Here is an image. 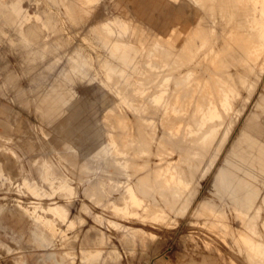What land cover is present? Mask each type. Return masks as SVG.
Instances as JSON below:
<instances>
[{"label":"rangeland","instance_id":"374dc122","mask_svg":"<svg viewBox=\"0 0 264 264\" xmlns=\"http://www.w3.org/2000/svg\"><path fill=\"white\" fill-rule=\"evenodd\" d=\"M160 1L0 0V264H255L242 253L245 246L238 231L256 225L252 229L264 240V54L257 57L258 66L251 68L244 51L238 48L241 53H237L225 44L231 40L239 43L233 39L236 27L251 30V16L242 17L250 12L245 11L250 5L247 0L241 4L238 0ZM187 6L200 11L197 14L192 7V25L187 21L183 30L175 22L172 37L163 46L155 45L152 39L172 27L170 20L175 21L179 9ZM239 7L245 8L242 13ZM159 8L157 19L154 15ZM111 14L130 22L127 33L105 29ZM183 43L192 44L191 49ZM207 46L209 56L201 61ZM212 49L218 55L215 61L209 58ZM186 51L190 55L198 51L200 58L194 64L179 65L176 60ZM176 54L181 55L176 59ZM168 58L167 65L163 62ZM211 67L223 73L224 83L233 93L232 108L216 131L203 138V147L193 145L188 151L184 146H163L162 119L170 114L163 115V109L152 114L154 104L145 99V88L166 74L180 75L187 69L196 70L201 84L213 85ZM171 82L169 88H174ZM206 86L201 91L185 85L175 89H180V98L187 102L196 101L194 95L204 96ZM213 88L217 90V86ZM139 127L143 132L137 133ZM139 133L140 137L144 133L143 138L139 139ZM184 133L180 139L190 143V139L202 140L204 132ZM122 136L131 138L130 145ZM149 141L160 154L147 148ZM155 158L159 162L152 160ZM165 158L173 160L170 166L182 171L183 180L187 177V185L170 186V192L176 190L172 194L161 188V182L147 178L155 168L170 163ZM132 159L136 163L131 166ZM142 162L149 167L141 166ZM141 188H145L143 192ZM174 195L180 198L176 202ZM170 197L175 205L170 204ZM155 201L159 203L155 205ZM231 213L238 218L247 213L246 222L239 223ZM232 232L238 233H233L234 241L228 235Z\"/></svg>","mask_w":264,"mask_h":264},{"label":"bare ground","instance_id":"6f19581e","mask_svg":"<svg viewBox=\"0 0 264 264\" xmlns=\"http://www.w3.org/2000/svg\"><path fill=\"white\" fill-rule=\"evenodd\" d=\"M80 1V0H79ZM83 1V0H82ZM89 1V0H88ZM129 1V0H128ZM188 1H190V0H188ZM193 1V0H192ZM195 1H199L200 2V0H195ZM203 1V0H202ZM237 1V0H236ZM243 0H238V2H237V4H241V2H242ZM94 2V1H93ZM169 2H170V0H169ZM191 2V1H190ZM206 2V1H205ZM221 2H224V0L223 1H221ZM245 2V1H244ZM247 2L249 3V5L250 6H248V7H250L249 9L250 10H247V9H245L246 7H247V4L245 5L244 4V6H245V8L244 7H239V9L241 8V13H242V10L243 9H245V11L247 12V11H250V12H248V14L247 13H243V14H245V15H243L242 17H244V16H248V18H249V16H251L250 17V22H251V25H250V28H251V30L248 28L249 26V23H248V25H247V27L245 28V30L248 28V30H250V31H244L243 32V30H239V29H237V27L234 29L235 31H233V32H235L234 34L235 35H237L238 37H239V40H238V37L237 36H234L233 37V39L234 38H236V40L235 41H238L239 43H235L233 40H231V41H233V42H231V41H227V43H225L227 46L229 45V46H233L234 48H236V50L235 51H237V53L239 52V53H241V52H243L244 51V53H245V55H244V53H242L241 55H244V60H245V58L246 59H248V63H249V65L248 66H250L251 68L252 67H255V66H258V64H257V57L258 56H262L261 54H264V21L262 20V18H264V0H247ZM247 2H245V3H247ZM70 3V2H69ZM202 3H204V2H202ZM209 3V2H208ZM225 3V2H224ZM233 3V2H232ZM243 3V2H242ZM82 4V3H81ZM193 4V3H192ZM198 4V3H197ZM88 5V4H87ZM115 5H116V1H115ZM179 5V4H178ZM223 5V4H222ZM232 5V4H231ZM236 5V4H235ZM243 5V4H242ZM78 6V5H77ZM117 6V5H116ZM115 6V7H116ZM162 6V5H161ZM191 6V5H190ZM195 6V5H194ZM197 6H199V5H197ZM205 6V5H204ZM210 6V5H209ZM214 6V5H213ZM96 7V6H95ZM117 7H119V6H117ZM158 7V6H157ZM193 7V6H192ZM192 7H186V8H180L179 9V16L177 17V18H175L176 20H175V22H176V27H182V26H185L184 24L187 22V21H190L191 20V17L193 16V9H194V7H193V9H192ZM222 8H224L223 6H221ZM230 7V6H229ZM232 7V6H231ZM237 6H235V8H236ZM199 8H200V6H199ZM202 8V7H201ZM210 8H212V7H210ZM243 8V9H242ZM80 9V8H79ZM78 9V10H79ZM87 9H89V8H87ZM86 9V10H87ZM115 9V8H114ZM195 9H197L198 10V8H196L195 7ZM194 9V10H195ZM237 9V8H236ZM85 10V9H84ZM90 10V9H89ZM93 10V9H92ZM98 10V9H97ZM116 10V9H115ZM210 10H212V9H210ZM219 10V9H218ZM223 10V9H222ZM234 10V9H233ZM121 11H123V10H121ZM162 11V10H161ZM204 11V10H203ZM237 11H238V9H237ZM236 11V12H237ZM90 12H92L91 10H90ZM94 12V11H93ZM135 12H137V11H135ZM147 12V11H146ZM195 12V11H194ZM198 12H200L199 10L196 12L197 14H199ZM239 13H240V11H238ZM237 12V13H238ZM252 12V14H249V13H251ZM79 13V12H78ZM120 13V12H119ZM118 13V14H119ZM134 13V12H133ZM210 13V12H209ZM208 13V14H209ZM239 13L237 14V15H239ZM85 14V13H84ZM197 14L195 15V16H197ZM219 14V13H218ZM236 14V13H235ZM79 15H81V14H79ZM108 15V14H107ZM110 15V14H109ZM117 15V14H116ZM114 15V17H113V15L111 14V19H110V21L108 20V22L106 23V27H105V29L106 28H108V30L110 31V32H113V33H116V34H124V33H127L128 31H129V28H130V22L129 21H126V20H124V19H121L120 18V16L119 15ZM201 15V14H200ZM200 15L198 16V17H200ZM211 15V14H210ZM242 15V14H241ZM241 15H239V16H241ZM83 17V16H82ZM139 17V16H138ZM234 17H236V16H234ZM241 17V18H242ZM246 17H244V19L246 18ZM107 18V17H106ZM132 18V17H131ZM149 18V17H148ZM193 18V17H192ZM200 18H202V17H200ZM199 18V19H200ZM209 18V17H208ZM211 18V17H210ZM158 19V18H157ZM197 19V18H196ZM247 19V18H246ZM107 20V19H106ZM132 20V19H131ZM215 20V19H214ZM239 20H241V19H239ZM239 20L236 22V23H239ZM138 21V20H137ZM193 21V20H192ZM194 21H195V18H194ZM193 21V22H194ZM245 21H247V20H245ZM244 21V22H245ZM248 21V22H249ZM191 22V21H190ZM199 22H200V20H199ZM195 23V22H194ZM213 23V22H212ZM241 23L242 22H240L239 24H240V26H242L241 25ZM188 24V23H187ZM245 23H243V26L245 27V25H244ZM104 25V24H103ZM175 25V24H174ZM174 25H172V27H168V30L166 31V32H164V33H161V34H159V35H157V37H156V39H154V40H156V41H154L153 39H152V41L153 42H156V44L155 43H153V45L155 44V45H157V46H163V42L166 40V39H168V38H170V37H172L171 36V34L172 33H174V30H175V27H173ZM188 25H190V24H188ZM191 25H192V22H191ZM204 25V24H203ZM235 25H233V27H234ZM101 27V26H100ZM142 27H144V26H142ZM186 27V26H185ZM197 27V26H196ZM196 27H194V28H196ZM205 27V26H204ZM243 27V28H244ZM184 27H182V29H183ZM201 28V27H200ZM226 28V27H225ZM238 28H240V29H242L241 27H238ZM187 29V28H186ZM213 29V28H212ZM221 29V28H220ZM183 30H185V28L183 29ZM188 31H190V29H187ZM192 32H195L194 30H191ZM198 31V30H197ZM151 32V31H150ZM199 32V31H198ZM212 32V31H211ZM218 32V31H217ZM107 33V32H106ZM159 33V32H158ZM182 33V32H181ZM183 33H184V35H185V31H183ZM204 33H206V32H204ZM150 34V33H149ZM186 34H188V33H186ZM198 33L197 32H195V36L197 35ZM202 34H203V32H202ZM207 34V33H206ZM128 35V34H127ZM146 35V34H145ZM179 36H180V34H178ZM183 35V34H182ZM191 35V34H190ZM199 35V34H198ZM205 35V34H204ZM150 35H148V37H149ZM187 36V35H186ZM186 36H185V38H183V39H185V40H187V38H186ZM144 37V36H143ZM177 37V36H176ZM192 38H195L194 36H191ZM190 37V38H191ZM198 37H200V36H198ZM204 37V36H203ZM202 38V37H201ZM142 39V38H141ZM175 39V38H174ZM198 39V38H197ZM196 39V40H197ZM223 39V38H222ZM221 39V40H222ZM140 40V39H139ZM145 40H146V37H145ZM171 40H172V38H171ZM185 40H183V41H185ZM193 40V39H192ZM208 40H209V38H208ZM215 39H213V41H214ZM218 40V39H217ZM168 41V40H167ZM167 41H165V42H167ZM177 41H179V39H177ZM199 41V40H198ZM206 41V40H205ZM223 42H225L224 40H222ZM119 42H124V41H119ZM145 42V41H144ZM150 42V41H149ZM180 42H181V40H180ZM193 42V41H192ZM192 42H190V43H192ZM185 43V42H184ZM183 43V44H184ZM194 43V42H193ZM206 43V42H205ZM210 43H212V42H210ZM216 43V42H215ZM125 44V43H124ZM150 44H152V42H150ZM169 44V43H168ZM167 44V45H168ZM171 44V43H170ZM178 44H180V43H178ZM194 44H196V43H194ZM198 44H200V42L198 43ZM214 44V43H213ZM221 44V43H220ZM223 44V43H222ZM235 44L237 45V46H235ZM240 44H242V46L240 45ZM143 45V44H142ZM174 45V44H173ZM185 45L186 44H184V47H185ZM188 45V44H187ZM186 45V46H187ZM191 45V47H192V44H190ZM201 45V44H200ZM199 45V46H200ZM204 44L202 43V49L204 50V46H203ZM210 45V44H209ZM124 46V45H123ZM140 46V45H139ZM151 46V45H150ZM169 46V45H168ZM179 46H181V45H179ZM197 46V45H196ZM199 46L197 47V48H195V49H197V50H199ZM206 46V45H205ZM214 46V45H213ZM212 46V47H213ZM220 46V45H219ZM225 46V45H224ZM171 49H173V47H172V44H171ZM177 47H178V45H177ZM182 47V49H183V45L181 46ZM188 47V46H187ZM191 47H188V48H190L191 49ZM193 47H195V46H193ZM208 47H210V46H207L206 48H208ZM211 47V48H212ZM216 47V46H215ZM218 47V46H217ZM150 48H152V47H150ZM179 48V47H178ZM214 48V47H213ZM220 48V47H219ZM241 49L242 51L240 52V51H238L239 49ZM147 49H148V46H147ZM157 49V48H156ZM163 49H164V47H163ZM162 49V51H165V53H166V49L167 48H165V50H163ZM169 50H170V48H168ZM175 49H176V47H175ZM201 49V48H200ZM218 49V48H217ZM222 49V48H221ZM232 50H229V51H233V48H231ZM238 49V50H237ZM149 50H152V51H154L153 49H149ZM158 50V49H157ZM174 50V49H173ZM176 50H179V49H176ZM187 50V49H186ZM206 50V49H205ZM209 50H211V49H207L206 51H204L205 53L203 54V55H201V58L199 57L200 55L199 54H197V52H196V54H194L193 53V55H190L189 53H187L188 51H195L194 49L193 50H188V51H186L185 53H183V55H181V54H176L175 55V57H176V59H177V57L179 56V55H181V57H178L179 58V60H176V63H178L179 65H185V64H188V63H193L194 64V62H196V59L197 58H200V60L201 61H205L206 59H207V57L209 56ZM214 49H212V52H213V54H212V56L211 57H209L210 58V60H212V61H215V59L218 57V55L213 51ZM226 50H227V48H226ZM159 51H160V48H159ZM162 51H161V54H162ZM168 51V50H167ZM181 51V50H180ZM178 52V53H182V51L181 52ZM185 51V50H184ZM171 52H173L172 50H170V53ZM234 52V51H233ZM232 52V53H233ZM168 53V52H167ZM199 53H201V52H199ZM217 53H219L218 51H217ZM225 53H226V51H225ZM231 53V52H230ZM231 53V54H232ZM234 53H236V52H234ZM233 53V54H234ZM236 53V54H237ZM147 54V53H146ZM149 54V53H148ZM160 54V53H159ZM172 54V53H171ZM219 54H221V53H219ZM167 55V54H166ZM173 55V54H172ZM178 55V56H177ZM223 55H225V54H223ZM239 56H240V54H238ZM238 55H236L237 56V58H238ZM152 56V55H151ZM154 56H155V54H154ZM157 56V55H156ZM220 56V55H219ZM230 57L232 56V55H229ZM164 57H166V56H164ZM163 57V58H164ZM243 57V56H242ZM160 58V57H159ZM175 58H173V60H174ZM232 59H235V58H232ZM232 59H231V61H232ZM157 60V59H156ZM166 60V61H165ZM167 60H169V58L168 59H164V62L163 63H165V62H167ZM219 60V59H218ZM148 61V60H147ZM162 61V60H161ZM198 61H199V59H198ZM151 62V61H150ZM156 62V61H155ZM158 62V61H157ZM173 62V64H174V62L175 61H172ZM263 63L262 64H264V55H263V61H262ZM154 63V62H153ZM229 63V62H228ZM232 64H233V62H231ZM151 64V63H150ZM167 65H168V62L166 63ZM178 64H176V65H178ZM215 65V67H216V63H214ZM225 64V63H224ZM158 65H161V64H158ZM166 65V66H167ZM170 65H171V62H170ZM175 65V64H174ZM218 65V64H217ZM155 66V68H156V66H157V64L155 65H153V67ZM230 66V65H229ZM235 66V65H234ZM233 66V67H234ZM237 66V65H236ZM262 66V65H261ZM260 66V67H261ZM149 67H152V65L151 66H149ZM158 67V66H157ZM161 67V66H160ZM168 67V66H167ZM213 67V66H212ZM210 68V69H212L211 70V72L213 73V75L212 74H210V77L212 76H214L215 75V77H213V78H215V80H212L211 79V81H214L213 82V85H215V86H217V90L215 91L214 90V88H213V85L211 86V85H209V83L207 84L208 86H206L205 84V82H204V85L206 86V87H209L206 91H204V96L202 95H200L199 96V94H198V96H195L194 95V93H192L193 95H194V97L195 98H192V99H195L196 101H194V100H189V101H187V102H184L183 101V97L182 98H180V96L181 95H179V90L177 91V89H175L176 87L175 86H180V85H185V87L187 86V87H192V86H194V88L196 89V90H199L201 87L202 88H204L205 86L203 85V84H201L199 81H200V77H197L195 74H194V72L196 71V70H190V69H187L183 74H166V75H164V77L163 78H160L161 80L159 81L158 80V83H156L155 85H149V87L148 88H145V95L147 96V97H145V99H148V102L150 101L151 103L150 104H154L153 106H154V108H153V112H152V114L153 113H157L158 111H160L161 109H163L164 110V112H163V115H167V114H170V116L168 117V119H162V125H163V129L162 130H165L164 132H166V133H164L163 131V133H162V138H161V143L163 144V146L165 145V146H167L168 144H171L172 146H175L176 148L177 147H187V148H189L188 149V151H190V149H191V147L193 146V145H195L196 146V148L198 147H203V144H204V142H203V138L204 137H208L209 135H211L212 133H214L215 131H216V129H217V126L219 125V121H221L222 120V118H223V115H225L226 113H228V111L232 108V98H233V93H232V91H231V89L230 88H228L227 86H226V84L224 83V77H223V73L222 72H220V70H222V68L223 67H221V65H220V70H217V71H215L214 69H216V68ZM159 68V67H158ZM162 68V67H161ZM164 68V67H163ZM204 68H206V67H203L202 66V71L204 72ZM235 68V67H234ZM251 68H250V71H252L251 70ZM204 69V70H203ZM217 69H219L218 68V66H217ZM231 69V68H230ZM233 69V68H232ZM236 69V68H235ZM259 69V68H258ZM257 69V70H258ZM148 70V69H147ZM206 70H208V69H206ZM224 70V69H223ZM234 70V69H233ZM261 70V69H260ZM150 71H151V68H150ZM149 71V72H150ZM155 71V70H154ZM226 71V70H225ZM156 72V71H155ZM208 72V71H207ZM154 73V72H153ZM159 73H161V72H159ZM210 72H208V74H209ZM231 73V72H230ZM254 73V72H253ZM150 74H152V73H150ZM164 74V73H163ZM203 74H205V72L203 73ZM235 74H236V72H235ZM237 74H238V71H237ZM257 74H260L259 73V71L257 72ZM263 74V73H262ZM239 75V74H238ZM208 77H209V75H207ZM232 76V75H231ZM152 77V76H151ZM155 77V76H154ZM158 77V76H157ZM211 77V78H212ZM261 77H262V75H261ZM239 78V77H238ZM146 79V78H145ZM261 79V78H260ZM147 80H149V79H147ZM147 80H146V82H147ZM195 80H197V82L195 83ZM237 80V79H236ZM242 80H243V78H242ZM171 81H173V85H174V88L173 87H171L172 86V84H170V83H172ZM207 81V80H206ZM234 83H235V81H234ZM169 85H171L170 86V88H169ZM249 87V86H248ZM183 88V87H182ZM137 89V88H136ZM191 88H188L187 90H190ZM194 89V90H195ZM183 90V92H184V89H182ZM181 90V91H182ZM192 90V89H191ZM195 90V91H196ZM195 91H193V92H195ZM200 91H201V89H200ZM199 91V92H200ZM142 92H144V89L143 90H140V93H142ZM188 92V91H187ZM192 92V91H191ZM199 92H197V93H199ZM203 92V91H202ZM138 93V92H137ZM181 94V93H180ZM191 94V96L193 97V95ZM188 95H190V93H188ZM185 96V95H184ZM188 97H190V96H188ZM197 97H201L200 99L199 98H197ZM188 99V98H187ZM189 99H191V97L189 98ZM135 101V100H134ZM138 101V100H137ZM147 104V103H146ZM192 105V107H193V105H194V108L193 109H188L187 108V106H191ZM151 111V110H150ZM149 114V113H148ZM128 115V114H127ZM124 117V116H123ZM167 118V117H166ZM149 119V118H148ZM128 119H126V121H127ZM135 120V119H134ZM145 120H147V119H145ZM153 120V119H152ZM117 121H119V120H117ZM151 121V120H150ZM121 122V121H120ZM128 122V121H127ZM136 122V121H135ZM129 123V122H128ZM132 124V123H131ZM140 123H138L137 125H139ZM142 124V123H141ZM121 125H123V127H124V122H123V124H121ZM128 125V124H127ZM133 125V124H132ZM131 125V126H132ZM161 125V126H162ZM120 126V125H119ZM130 126V125H129ZM141 126V125H140ZM143 126V125H142ZM122 127V126H121ZM127 127V126H126ZM134 127H136V124H134ZM115 128V127H114ZM120 128V127H119ZM118 128V129H119ZM131 128V127H130ZM140 128V127H139ZM142 128V127H141ZM136 129L137 130V133L138 132H143L142 131V129ZM143 128H145V126H143ZM150 128H151V126H150ZM149 128V129H150ZM117 129V128H116ZM128 129V128H127ZM146 129V128H145ZM149 129H146V130H149ZM122 130V129H121ZM130 130V129H129ZM135 130V131H136ZM184 130L186 131V133L187 134H189V133H191V132H199V131H203L204 133L201 135L202 136V140H198V141H196V142H194L192 139H190L191 141H193V143H191V141H190V143H186L184 140H181L180 139V135L182 134V132L184 133ZM131 131V130H130ZM110 132V131H109ZM133 132V131H132ZM176 132V133H175ZM180 132V133H179ZM114 133H115V131H114ZM117 133H118V131H117ZM128 133V132H127ZM145 133L147 134V132L145 131ZM186 133H184L185 135H187ZM194 133H191V134H194ZM133 134H135L134 132H133ZM132 134V135H133ZM183 134V135H184ZM190 134V135H191ZM131 135V134H130ZM137 135V134H136ZM140 135V133L138 134V136ZM143 136H144V133L142 134ZM182 135V136H183ZM137 136V137H138ZM143 136L142 137H140L139 136V139H141V138H143ZM196 136L197 137H199L197 134H196ZM123 137V136H122ZM122 137H121V140H122ZM129 137V136H128ZM184 137V136H183ZM193 137V136H192ZM186 138V137H185ZM196 138V137H195ZM115 139V138H114ZM119 139V138H118ZM117 139V140H118ZM131 139V138H130ZM130 139H124V137H123V140L125 141V140H129L130 141ZM134 139H135V137H134ZM134 139H132V140H134ZM165 139V140H164ZM188 139V138H187ZM199 139V138H198ZM121 140H120V142H121ZM144 140L145 141H143V139H142V142H144V145L146 144V138H144ZM155 140V139H154ZM160 140V139H159ZM195 140V139H194ZM113 141V140H112ZM129 141H128V144H127V142H126V144H127V146L128 145H130L129 144ZM139 141V140H138ZM153 141V140H152ZM125 142H123L122 141V143H125ZM132 142V144H133V141H131ZM130 142V143H131ZM159 142V141H158ZM121 143V144H122ZM140 143H141V141H140ZM151 143L152 142H147V148L149 147L150 149L152 148L153 150H154V148L151 146ZM125 144V145H126ZM167 144V145H166ZM116 145H120L119 143L118 144H116ZM140 145V144H139ZM142 145H143V143H142ZM144 145L142 146V148L144 147ZM206 145V144H205ZM220 145V144H219ZM111 146V145H110ZM134 146H136V144L134 145ZM133 146V147H134ZM195 146H193V147H195ZM120 147V146H119ZM123 147H124V145H123ZM126 147V146H125ZM132 147V148H133ZM156 147H159V146H156ZM171 147V146H170ZM170 147H168V148H170ZM120 148H122V146L120 147ZM131 147L129 148V149H132ZM135 148V147H134ZM136 148H138V147H136ZM135 148V149H136ZM168 148L167 149H165V147H164V149L165 150H168ZM174 148V147H173ZM119 149V148H118ZM127 149H128V147H127ZM127 149H125L126 151H127ZM145 149V148H144ZM151 149V150H152ZM159 149H161V148H159ZM179 149V148H178ZM147 150V149H146ZM170 150H171V148H170ZM172 150H174V149H172ZM176 150V149H175ZM201 150H202V148H201ZM200 150V151H201ZM204 150V149H203ZM121 151V150H120ZM124 151V150H123ZM125 151V152H126ZM138 151V150H137ZM137 151H136V153H137ZM156 151V149L154 150V152ZM158 151H160V150H158ZM158 151H156V153H158V154H160L161 152H158ZM162 151H164V150H162ZM181 153H182V151L181 150H179ZM184 151H185V149H184ZM90 152V151H89ZM117 152V151H116ZM124 152V153H125ZM139 152V151H138ZM153 152V151H152ZM153 152V153H154ZM167 152V151H166ZM166 152H163V154H165ZM135 153V154H136ZM148 153H149V151H148ZM194 153H196V152H194ZM140 154H141V150H140ZM140 154H138V155H140ZM144 154V153H143ZM158 154H154V155H156V157H157V155ZM187 154H188V152H187ZM187 154H186V156H187ZM137 155V156H138ZM201 155V154H200ZM131 156V155H130ZM135 156V155H134ZM136 156V157H137ZM142 156V155H141ZM141 156H140V158H141ZM150 156V155H149ZM163 156V155H162ZM161 156V157H162ZM165 156V155H164ZM169 156V155H168ZM181 156V155H180ZM183 156V155H182ZM185 156V157H186ZM196 156V155H195ZM147 157V156H146ZM151 157V156H150ZM149 157V159H151ZM155 157V156H154ZM160 157V161H162V158ZM130 158V157H129ZM133 158V157H132ZM143 158H145V157H143ZM153 158V157H152ZM170 158V157H169ZM166 159V161L168 160H170V163L169 162H165L166 163V167L164 166V168H162V167H158V168H155L154 169V172H153V176H151V175H149V174H147V175H149V176H147V178H148V180H149V178H153L152 179V181L153 180H155V182H156V184L158 183V184H160V182H161V185H162V187L161 188H167V190L170 188V186H172V185H180V186H185V185H187V183H185V178H187V177H185L184 178V180H183V174L181 173V172H179V173H181L182 175H180L178 172H176V171H174V169H176V167H175V165L173 166V164H172V166H173V168H172V166H170L171 165V162L173 161H171V159ZM180 158H182V157H180ZM184 158V157H183ZM188 158V157H187ZM135 159V158H134ZM142 159V158H141ZM146 159V158H145ZM156 159V158H155ZM155 159H152L154 162H157L158 160V158L156 159V161H155ZM185 159V158H184ZM85 160V159H84ZM144 160V159H143ZM164 160V159H163ZM176 160V159H175ZM179 161H180V159H178ZM195 160H196V158H195ZM88 161V160H87ZM130 161V160H129ZM133 161V159L131 160V162H130V164H131V166H132V163H136V161L134 162H132ZM139 161V160H138ZM145 161V160H144ZM165 161V160H164ZM163 161V162H164ZM128 162V161H127ZM159 162V161H158ZM187 162V161H186ZM194 162V161H193ZM86 163V162H85ZM139 163V162H138ZM143 163V162H142ZM134 164H133V166H134ZM150 164V163H149ZM156 164H158V163H156ZM162 164V163H161ZM175 164V163H174ZM88 165V164H87ZM138 165V164H137ZM135 166V167H138V166ZM141 166L142 165H145L144 163L143 164H140ZM148 164H146L145 165V167L147 166ZM164 165V163L162 164V166ZM178 165V164H177ZM186 165V164H185ZM188 165V164H187ZM186 165V166H187ZM86 166V165H85ZM89 166V165H88ZM194 166V165H193ZM197 166V165H196ZM130 167V166H129ZM135 167H133V168H135ZM147 167H149V165L147 166ZM181 167V166H180ZM183 167V166H182ZM179 168V167H178ZM186 168V167H185ZM128 169V168H127ZM188 169H190V168H188ZM139 170V169H138ZM137 170V171H138ZM177 170H179V169H177ZM185 170H187V169H185ZM195 170V169H194ZM139 171H141V170H139ZM184 171V170H183ZM121 172V171H120ZM135 172H136V170H135ZM150 172V171H149ZM148 172V173H149ZM139 173V172H138ZM150 173H152V172H150ZM188 173V172H187ZM133 175V174H132ZM144 175H145V173H144ZM144 175H142V176H144ZM192 175H193V173H192ZM151 176V177H150ZM184 176H185V174H184ZM140 179V181L141 182H143V181H146V179L145 180H141L142 178H139ZM151 179L149 180V181H151ZM191 179V178H190ZM163 180V181H162ZM188 180V179H187ZM138 181V180H137ZM150 183V182H149ZM147 181H146V184H149ZM154 183V182H153ZM175 185H174V187H175ZM135 186V185H134ZM140 186V185H139ZM154 186H156L155 184H154ZM158 186H156V188H157ZM177 187V186H176ZM225 187H228V184H225ZM179 188V187H178ZM177 188V191L179 190ZM142 189V188H141ZM145 188H143L142 190H141V192H143V190H144ZM176 188H174V190H175ZM185 189H186V187H185ZM156 190H158V189H156ZM164 190V189H163ZM170 191L171 190H173V189H169ZM168 190V191H169ZM169 191V192H170ZM181 191V190H180ZM147 192V191H146ZM145 192V193H146ZM160 192H162V191H160ZM166 192V191H165ZM175 193L176 192V190L175 191H172V192H170L171 194L172 193ZM179 192V191H178ZM181 192H184V190L183 191H181ZM180 192V193H181ZM164 193V192H163ZM192 193V192H191ZM137 194V193H136ZM162 194V193H161ZM165 194V193H164ZM166 194H169L168 192H166ZM140 195V194H139ZM145 195V194H144ZM146 195H148L147 193H146ZM177 195V194H176ZM181 194H178L177 196H180ZM192 195V194H191ZM168 196V195H167ZM166 196V197H167ZM170 196V195H169ZM169 196H168V198H169ZM147 197H149V195L147 196ZM151 197V196H150ZM153 197V196H152ZM173 197V196H172ZM193 197V196H192ZM146 198V197H145ZM155 198H157V197H155ZM175 195H174V201L176 202V200H175ZM177 198H179V197H177ZM176 198V199H177ZM125 199V198H124ZM163 199V198H162ZM170 199H171V201H169L170 202V204L171 203H173L172 202V198L170 197ZM169 199V200H170ZM180 199V198H179ZM178 199V200H179ZM191 199V198H190ZM193 199V198H192ZM132 200V199H131ZM137 200V199H136ZM154 200V199H153ZM165 200V199H164ZM184 200H186V199H184ZM167 200H165V202H166ZM191 201V200H190ZM159 202L157 201H155V205L156 204H158ZM167 203V202H166ZM165 203V204H166ZM174 205H175V203H173ZM180 204H182L181 202H180ZM201 204V207H202V203H200ZM205 204V203H204ZM132 205V204H131ZM160 205V204H159ZM188 205H191V204H188ZM205 205H207V204H205ZM136 206V205H135ZM186 206V205H185ZM184 206V207H185ZM134 207V206H133ZM150 207H152V206H150ZM169 207V206H168ZM172 207V206H171ZM174 207V206H173ZM172 207V208H173ZM181 207V206H180ZM186 207H188V208H190L191 206H186ZM197 207V206H196ZM208 207H210L209 205H208ZM149 208V207H148ZM153 208V207H152ZM159 208V207H158ZM198 208H200L199 206H198ZM203 208H204V205H203ZM205 208H207L206 206H205ZM176 209V208H175ZM179 209H181V208H179ZM178 209V210H179ZM201 209V208H200ZM207 209H209V208H207ZM117 210V209H116ZM128 210V209H127ZM131 210V209H130ZM146 210H147V208H146ZM154 210V209H153ZM152 210V211H153ZM157 210V209H156ZM210 210V209H209ZM211 210H215V209H212V207H211ZM217 210H219V209H217ZM237 210V209H236ZM155 211V210H154ZM195 212H196V209L194 210ZM220 211V210H219ZM239 211V210H238ZM160 212V211H159ZM194 212V213H195ZM220 212H222V211H220ZM209 213V212H208ZM222 214V213H221ZM220 214V215H221ZM232 214V213H231ZM234 214V213H233ZM232 214V215H233ZM208 215V214H207ZM235 215V214H234ZM233 215V216H234ZM209 216V215H208ZM207 216V217H208ZM225 216V215H224ZM236 216V215H235ZM247 216H248V214L247 213H244V214H240V218H238L237 216V218L236 219H238L239 220V223L241 222V223H245L246 222V218H247ZM224 219H226V218H224ZM251 219V218H250ZM249 219V220H250ZM212 220H213V217H212ZM215 220V219H214ZM237 220V221H238ZM252 220H253V218H252ZM208 221H209V217H208ZM208 221H207V223H208ZM225 221V220H224ZM235 219H234V223H235ZM236 221V222H237ZM248 221V220H247ZM251 221V220H250ZM254 221V220H253ZM213 222V221H212ZM218 222V221H217ZM228 223H229V221H227ZM211 223V222H210ZM214 223V222H213ZM233 223V224H234ZM238 222L237 223H235V224H239ZM251 224L250 225H252V222H250ZM234 224V225H235ZM247 224H248V222H247ZM210 225V224H209ZM213 225V224H212ZM232 225V224H231ZM243 225V224H242ZM245 225V224H244ZM249 225V224H248ZM263 225V224H262ZM256 226V225H255ZM255 226H253L252 228H254ZM212 227H214V226H212ZM228 227V226H227ZM238 227V226H237ZM239 227H241L240 226V224H239ZM232 229H233V227H231ZM235 228H236V226H235ZM246 228H248V227H246ZM245 228V230H243L242 232H240L241 230H242V227H241V230L240 231H238L237 229H236V231H238L240 234H238V233H234V232H232V233H228V235H230L231 237H233V241H234V234H238L239 236H241L240 237V239H241V241H242V243H244V244H242V245H244L245 247H243L244 248V252H242V253H245V258H247L250 262L252 261V262H254L255 264H264V240H263V242L261 241L262 239V237H261V233L259 234V232L257 233L256 232V227H255V229L253 230L252 228H248V229H246ZM218 230V229H217ZM264 230V229H263ZM219 231H221V230H219ZM223 232V231H222ZM234 233V234H233ZM235 235V236H236ZM229 236V237H230ZM230 237V238H231ZM261 239V240H260ZM232 241V240H231ZM227 242H228V240H227ZM236 242H237V240H236ZM195 243V242H194ZM235 243V242H234ZM238 243V242H237ZM237 243L235 244L236 246H238L237 245ZM228 244H229V242H228ZM231 247V246H230ZM240 249H242V248H240ZM239 249V250H240ZM202 250V249H201ZM204 250V249H203ZM242 251V250H241ZM213 257V259H214V256H212ZM216 257V256H215ZM209 258V257H208ZM216 260V259H215ZM251 262V263H252Z\"/></svg>","mask_w":264,"mask_h":264},{"label":"crops","instance_id":"0c3cea01","mask_svg":"<svg viewBox=\"0 0 264 264\" xmlns=\"http://www.w3.org/2000/svg\"><path fill=\"white\" fill-rule=\"evenodd\" d=\"M160 2H161L162 4H164V3L167 2V0H161ZM140 9H141L142 12H145V9H142L141 6H140ZM158 11H160V8L156 10V14L154 15L155 18H157V16H158ZM174 23H175V21H174L173 18H172V19L170 20V25L172 26V25H174ZM149 25H152V24L149 23Z\"/></svg>","mask_w":264,"mask_h":264}]
</instances>
